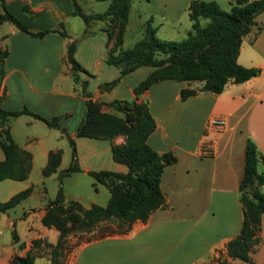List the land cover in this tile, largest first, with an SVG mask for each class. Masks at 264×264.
Segmentation results:
<instances>
[{
  "label": "crops",
  "instance_id": "obj_1",
  "mask_svg": "<svg viewBox=\"0 0 264 264\" xmlns=\"http://www.w3.org/2000/svg\"><path fill=\"white\" fill-rule=\"evenodd\" d=\"M148 1L165 7L177 4L184 13L188 12L190 2ZM216 1L230 4L235 0ZM6 3L29 29L63 28L68 36L59 31L35 36L10 21L0 23L1 44L9 48L0 84L2 106L10 110L27 107L43 116L57 115L63 126V129L50 126L29 113L11 116L6 123L15 142L31 152L32 165L24 179H0V201L28 186L32 189L16 205L0 211V264H7L16 253L23 255L29 250L36 252L34 264H53L52 248L60 232L42 222L47 204L31 212L30 199L46 191L47 182L69 166L72 149L65 145L69 136L75 140L80 166V170L73 172L90 175L89 170L125 172L128 169L126 164L114 160L111 153L112 143L123 142V135L112 139L76 135L85 106V96L79 86L82 80L87 81V88L96 100H146L156 121L147 142L159 152L171 151L176 160L165 166L160 181L166 206L154 209L146 220H135L127 229L119 226L117 220L109 219L98 222L88 231H76L77 235L91 234L110 220L116 228L114 232L104 230L81 240L65 264H200L214 261L220 254L225 257L228 240L242 225L238 186L244 171L247 137L256 142L258 155H264V21L258 19L261 13L256 15L250 32L243 36L237 58L245 66L260 67V73L242 82L229 81L220 93L201 91L182 99L180 90L184 85L197 87L201 82L168 78L153 83L139 94L134 91L152 70L149 65L138 66L122 75L110 89H101L102 82L120 74L116 65L106 61L105 21L81 22L79 15L72 13L71 0H6ZM182 13L164 16L177 22ZM158 29L157 26L156 33ZM73 39L77 40L74 56L84 68L78 70L79 83L73 80L66 56L67 43ZM104 108L111 110L108 105ZM213 115L226 117L227 123L221 127L208 125ZM56 149H61L60 163L55 171L44 175L42 169L48 153ZM3 158L0 146V160ZM258 168L264 171L261 159ZM93 182L94 178L92 185ZM97 183L102 182L93 185L99 193ZM261 190L264 192V185ZM69 199L82 203L75 197H66L65 202ZM92 203L105 205L107 202L93 200L82 204L89 207ZM13 231L17 240L13 238ZM258 235L261 242L251 257L255 264H264V213ZM35 239L40 243L34 245ZM227 258L230 264H251L243 259Z\"/></svg>",
  "mask_w": 264,
  "mask_h": 264
},
{
  "label": "trees",
  "instance_id": "obj_2",
  "mask_svg": "<svg viewBox=\"0 0 264 264\" xmlns=\"http://www.w3.org/2000/svg\"><path fill=\"white\" fill-rule=\"evenodd\" d=\"M131 1L110 0L104 11L88 12L78 0H71L72 13L79 15L85 23L105 21L106 61L116 65L120 74L102 82L101 89H110L122 75L141 65H149L152 70L134 87L137 94L162 79L201 82L197 87L184 85L180 90L182 99L201 91L220 93L227 82H242L260 73V67L245 66L238 62L237 58L243 36L250 32L252 25L256 23V15L264 11V0H235L230 3L228 9L223 8L216 0H190L188 13L192 26L185 37L160 38L156 33V26L149 19L144 35L131 47L124 48L123 33ZM202 18H208V21L202 24ZM4 21H10L20 30L35 36H42L49 31H59L68 36L63 28H44L37 31L29 29L28 25L10 10L6 0H0V23ZM76 45V39L67 43L66 56L71 64L73 80L79 83L78 70L84 68L74 56ZM8 53L9 48L1 44L0 37V84L5 75V59ZM79 86L85 96V106L76 135L102 139L123 135V142L112 143L111 153L114 160L126 164L128 169L125 172L110 169L88 171L94 178L93 185L102 182L108 187L110 196L105 205L92 203L85 207L76 199L65 202L61 184L59 185L56 198L47 204L42 217L45 225H53L60 232L58 241L52 248L53 264H59L57 257L62 254L66 237L70 233L88 231L98 222L109 219L117 220L119 226H126L127 229L135 220H146L154 209L166 206L160 181L165 166L176 160L171 151L159 152L148 144L147 138L155 129L156 121L146 100L134 98L103 102L93 99L86 80H82ZM104 105H108L111 110L105 109ZM20 113L32 114L50 126L63 129L60 116H43L27 107L19 110L6 109L2 106L0 98V146L4 153V158L0 160V179H24L31 169V152L15 142L6 125L11 116ZM69 142L72 149L71 162L61 171L60 183L64 175L80 170L72 136H69ZM260 159L264 162V155H258L256 142L247 137L244 171L238 186L239 200L243 208L242 225L239 232L228 240L225 257L220 254L214 261H204L200 264H230L227 256L255 264L251 252L261 242L258 232L264 213V192L261 190L264 185V171L258 168ZM60 160L61 149L50 150L47 163L42 169L43 174L49 175L55 171ZM31 189V186H28L0 201V211L16 205L29 195ZM13 238L18 239L15 231ZM33 243L37 245L40 240L35 239ZM23 245L24 242H21L20 246ZM35 255L33 250L23 255L16 253L7 264H34Z\"/></svg>",
  "mask_w": 264,
  "mask_h": 264
},
{
  "label": "rangeland",
  "instance_id": "obj_3",
  "mask_svg": "<svg viewBox=\"0 0 264 264\" xmlns=\"http://www.w3.org/2000/svg\"><path fill=\"white\" fill-rule=\"evenodd\" d=\"M81 6L86 11H104L110 0H79ZM220 5L228 9L229 3L219 2ZM180 6L177 4L170 3L169 6L165 7L162 3L148 0H132L130 5V10L128 13V21L123 33V44L124 48L131 47L136 40L141 38L144 35L146 22L151 19V23L154 26H158L157 35L160 38L165 39H181L187 35V31L192 26V20L189 18V13L183 10H179ZM183 12L179 21H171L168 18L166 19L164 15L166 14H179ZM151 15H154V18H150ZM77 18L83 22V19L80 16ZM259 20L264 21V11L261 12V15L258 16ZM208 21V18H202L201 23L205 24ZM162 22V24H160ZM212 117H218L213 115ZM209 118V119H210ZM208 119V120H209ZM66 147L71 146L69 140L65 141ZM70 160V154L67 158V163ZM38 175H40L38 173ZM32 178H35L34 173H32ZM93 177L81 172H72L68 175L62 177L60 183L59 176L51 179L47 182L46 191L40 193L39 195H33L30 199V205L33 206L34 210H37L41 204H48L50 201L54 200L57 196L59 185L61 184L62 193L64 199L68 198H78L84 204H89L91 201L98 203H106L109 197V189L105 184L97 183L99 185V193H96L94 186L92 185ZM45 186V185H43ZM44 201V202H43ZM21 206V205H19ZM20 208V207H19ZM27 214V213H26ZM110 222V223H108ZM107 223L99 225V229L91 234L72 232L66 237L65 245L63 246L62 254L57 257L59 264L69 263L71 259V251L74 247L83 239L89 238L96 234H101L102 231H111L113 229V221L110 220ZM20 239H24L23 236H20Z\"/></svg>",
  "mask_w": 264,
  "mask_h": 264
},
{
  "label": "built area",
  "instance_id": "obj_4",
  "mask_svg": "<svg viewBox=\"0 0 264 264\" xmlns=\"http://www.w3.org/2000/svg\"><path fill=\"white\" fill-rule=\"evenodd\" d=\"M227 123V119L224 116L212 117L208 120V125L221 127Z\"/></svg>",
  "mask_w": 264,
  "mask_h": 264
}]
</instances>
